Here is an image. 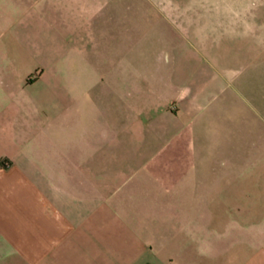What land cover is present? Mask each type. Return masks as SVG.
Returning a JSON list of instances; mask_svg holds the SVG:
<instances>
[{
  "label": "crops",
  "instance_id": "0c3cea01",
  "mask_svg": "<svg viewBox=\"0 0 264 264\" xmlns=\"http://www.w3.org/2000/svg\"><path fill=\"white\" fill-rule=\"evenodd\" d=\"M23 3L0 264H264V0Z\"/></svg>",
  "mask_w": 264,
  "mask_h": 264
},
{
  "label": "rangeland",
  "instance_id": "374dc122",
  "mask_svg": "<svg viewBox=\"0 0 264 264\" xmlns=\"http://www.w3.org/2000/svg\"><path fill=\"white\" fill-rule=\"evenodd\" d=\"M33 1V0H32ZM29 2V0H27ZM179 2H185V0H179ZM4 5H7L8 2H3ZM4 5H1L0 7H6ZM25 4L18 6L17 9L18 12L15 10L8 9L7 11L0 10V51L3 50L4 46L10 41H12V37L15 36V32L19 34V37H24V31L21 28H17L14 26H10L11 22L13 23L15 21V18L19 16V14L22 13L20 10L21 8H24ZM164 83V80L162 81ZM264 179V178H263ZM262 179V180H263ZM264 191V190H262Z\"/></svg>",
  "mask_w": 264,
  "mask_h": 264
}]
</instances>
